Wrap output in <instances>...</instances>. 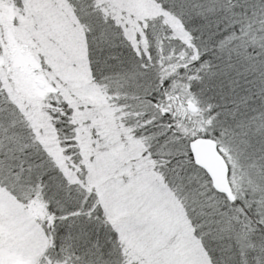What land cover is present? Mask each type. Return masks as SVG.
Masks as SVG:
<instances>
[{"label": "snow or ice", "instance_id": "1", "mask_svg": "<svg viewBox=\"0 0 264 264\" xmlns=\"http://www.w3.org/2000/svg\"><path fill=\"white\" fill-rule=\"evenodd\" d=\"M0 264H264V0H0Z\"/></svg>", "mask_w": 264, "mask_h": 264}]
</instances>
